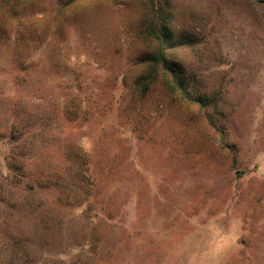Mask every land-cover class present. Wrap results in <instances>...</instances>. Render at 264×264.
Wrapping results in <instances>:
<instances>
[{"label": "rangeland", "instance_id": "374dc122", "mask_svg": "<svg viewBox=\"0 0 264 264\" xmlns=\"http://www.w3.org/2000/svg\"><path fill=\"white\" fill-rule=\"evenodd\" d=\"M0 264H264V0H0Z\"/></svg>", "mask_w": 264, "mask_h": 264}, {"label": "trees", "instance_id": "16d2710c", "mask_svg": "<svg viewBox=\"0 0 264 264\" xmlns=\"http://www.w3.org/2000/svg\"><path fill=\"white\" fill-rule=\"evenodd\" d=\"M152 29L153 30H159L160 31V35L158 36L157 40L159 41L160 39L162 40V42L159 41V43L156 45V50L154 53V61L155 64L159 63V65H161V67H163L165 70H169V72L172 74L174 80H176V78L179 80L177 84H179L180 88H184V86L182 85V81H183V69L178 65V64H174L176 66V70H174L173 68H171L170 66H168L167 64V57L165 55V50L166 48L163 47V44H166V42H170V37H171V32L169 31L168 27L165 25H161L159 26V24H156V22H152ZM153 32V31H152ZM155 33V32H153ZM159 68L156 66H151L149 68L148 71V77L150 78V80L152 81L158 72ZM149 84H146L145 89L148 87Z\"/></svg>", "mask_w": 264, "mask_h": 264}]
</instances>
